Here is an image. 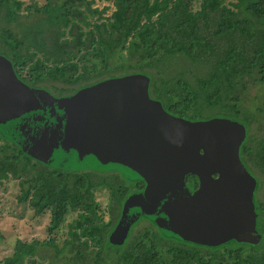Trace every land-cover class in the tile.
<instances>
[{
  "label": "trees",
  "instance_id": "16d2710c",
  "mask_svg": "<svg viewBox=\"0 0 264 264\" xmlns=\"http://www.w3.org/2000/svg\"><path fill=\"white\" fill-rule=\"evenodd\" d=\"M0 53L28 84L61 83L53 84L56 95L105 77L143 72L150 78V96L166 110L190 119L244 117L247 131L252 116L248 111L241 116L243 94L250 83L264 81V0H107L102 5L0 0ZM177 56L201 71L192 79L183 71L165 73L161 65ZM239 152L262 176L255 203L258 243L208 246L180 240L141 216L148 224L118 245L108 234L123 200L143 180L113 169L52 166L0 134V184L16 179L18 200L34 216H50L45 238L17 237L1 259L4 264L42 259L45 264H264V139H245ZM98 186L109 190L106 206L95 198ZM68 214L60 239L57 230Z\"/></svg>",
  "mask_w": 264,
  "mask_h": 264
},
{
  "label": "water",
  "instance_id": "95a60500",
  "mask_svg": "<svg viewBox=\"0 0 264 264\" xmlns=\"http://www.w3.org/2000/svg\"><path fill=\"white\" fill-rule=\"evenodd\" d=\"M149 80L128 72L55 95L19 78L0 53V134L52 166L117 169L144 180L124 199L111 244H122L140 216L180 240L258 243L257 179L239 152L245 124L223 115L174 114L150 96ZM188 171L199 179L193 190Z\"/></svg>",
  "mask_w": 264,
  "mask_h": 264
},
{
  "label": "rangeland",
  "instance_id": "374dc122",
  "mask_svg": "<svg viewBox=\"0 0 264 264\" xmlns=\"http://www.w3.org/2000/svg\"><path fill=\"white\" fill-rule=\"evenodd\" d=\"M32 1L41 3L44 0H24L25 3ZM106 1L107 0H96V3L102 5ZM161 68L167 74H172L175 71H183L188 79H192L194 74L201 71V67L196 63H191L189 59L182 56L165 60ZM46 84L48 86H40L47 88L55 95L57 93L53 90V84L55 86L61 85V83L58 82H46ZM241 110L243 112L241 116H244L246 111L252 116L244 140L247 139L250 143H255L260 139H264V81L249 84L248 89L243 94ZM238 119L243 121V123L245 122L244 117ZM247 165L251 172L256 174V170L254 171L253 166L249 162H247ZM18 192L19 184L16 179H6L0 184V264H4L1 258L12 252L13 243L17 237H22L24 239L38 237L43 239L47 236L45 226L50 218L49 213L45 212L42 215L34 216L32 209L18 200ZM94 193L96 200H98L102 206H106L110 200L108 188L98 186L95 188ZM70 219L71 214H68L58 228L57 232L60 234V239L64 236L63 234H65L68 228L67 222ZM146 224H148L147 220L138 218L132 223V226H130L128 236L131 233H135ZM45 263L46 260L42 259L39 264Z\"/></svg>",
  "mask_w": 264,
  "mask_h": 264
},
{
  "label": "flooded vegetation",
  "instance_id": "af4514ba",
  "mask_svg": "<svg viewBox=\"0 0 264 264\" xmlns=\"http://www.w3.org/2000/svg\"><path fill=\"white\" fill-rule=\"evenodd\" d=\"M31 85V84H30ZM153 97V96H152ZM163 105V104H162ZM164 107V106H163ZM166 109V108H165ZM245 163V165H246V167L249 169V171L251 172V170H250V168H249V166L247 165V162H244ZM250 163V162H249ZM252 165V164H251ZM253 166V169H254V171L256 172V174H254V173H252L255 177H256V179H257V184H256V187H255V190H254V194L255 195H253V198H254V203H256V199H258L259 197H260V195H261V190H260V187L258 186V179H260V173H259V170L254 166V165H252ZM113 170H116V171H119V170H117V169H113ZM120 172V171H119ZM258 172V173H257ZM260 175V176H259ZM262 177V176H261ZM184 178H185V182H186V184H187V186L190 188V190H193V189H195L196 187H197V185H198V182H199V179H198V176L196 175V174H194V173H192L191 171H188V172H186L185 173V175H184ZM130 180H139V179H130ZM142 180V179H141ZM143 186H144V184H145V181L143 180ZM143 186L141 187V188H139V189H137V190H140V189H142L143 188ZM136 190V189H135ZM135 190H132V191H135ZM131 191V192H132ZM130 193V192H129ZM124 201V200H123ZM123 203V202H122ZM256 205V204H255ZM121 206H122V204H121ZM121 206H120V210H121ZM119 215H120V211H119ZM119 215H118V217H119ZM141 217V216H140ZM139 217V218H140ZM118 219V218H117ZM257 219V218H256ZM117 221V220H116ZM116 223V222H115ZM132 226V225H131ZM129 232V231H128ZM128 235V234H127ZM127 237V236H126ZM126 239V238H125Z\"/></svg>",
  "mask_w": 264,
  "mask_h": 264
}]
</instances>
